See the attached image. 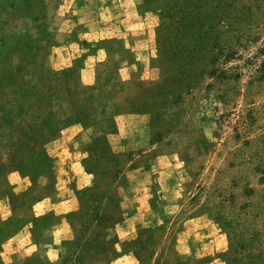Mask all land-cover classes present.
I'll use <instances>...</instances> for the list:
<instances>
[{
    "label": "rangeland",
    "instance_id": "rangeland-1",
    "mask_svg": "<svg viewBox=\"0 0 264 264\" xmlns=\"http://www.w3.org/2000/svg\"><path fill=\"white\" fill-rule=\"evenodd\" d=\"M74 163L56 264H264V0H0V264Z\"/></svg>",
    "mask_w": 264,
    "mask_h": 264
},
{
    "label": "crops",
    "instance_id": "crops-1",
    "mask_svg": "<svg viewBox=\"0 0 264 264\" xmlns=\"http://www.w3.org/2000/svg\"><path fill=\"white\" fill-rule=\"evenodd\" d=\"M56 140L50 143L56 149ZM73 163V162H72ZM77 163L69 167L67 177H60L52 192L38 200L33 206L34 218L46 220L47 224L40 231L33 221L26 222L16 233L1 241L2 254L14 258L18 263H25L32 258H40L48 264H56L59 258V250L65 238H69L70 230L69 214L79 208L76 191L88 187L92 180V174L86 172L82 167L77 168ZM13 188L16 194L21 185V179L12 175ZM8 214L0 213V229L5 226ZM191 222L183 242V249L176 247L170 250V264H226L225 259L210 257L206 254L210 246L207 237H198L194 225ZM128 254L123 252L117 254L110 264H129Z\"/></svg>",
    "mask_w": 264,
    "mask_h": 264
}]
</instances>
